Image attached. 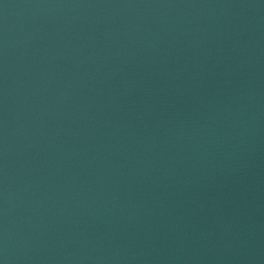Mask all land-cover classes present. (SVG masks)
I'll return each instance as SVG.
<instances>
[{"label": "water", "instance_id": "water-1", "mask_svg": "<svg viewBox=\"0 0 264 264\" xmlns=\"http://www.w3.org/2000/svg\"><path fill=\"white\" fill-rule=\"evenodd\" d=\"M0 264H264V0H0Z\"/></svg>", "mask_w": 264, "mask_h": 264}]
</instances>
